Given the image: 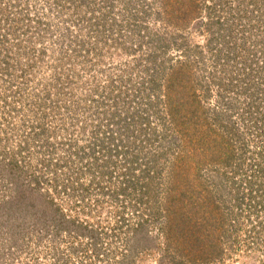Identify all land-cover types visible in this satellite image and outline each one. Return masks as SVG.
Masks as SVG:
<instances>
[{
    "label": "rangeland",
    "instance_id": "obj_1",
    "mask_svg": "<svg viewBox=\"0 0 264 264\" xmlns=\"http://www.w3.org/2000/svg\"><path fill=\"white\" fill-rule=\"evenodd\" d=\"M247 49L264 0H0V264H264Z\"/></svg>",
    "mask_w": 264,
    "mask_h": 264
},
{
    "label": "trees",
    "instance_id": "obj_2",
    "mask_svg": "<svg viewBox=\"0 0 264 264\" xmlns=\"http://www.w3.org/2000/svg\"><path fill=\"white\" fill-rule=\"evenodd\" d=\"M246 52H248V54L250 53V56L252 58L250 59V57L249 58L247 57L246 61H243L242 64L240 63L241 65H245L249 62V66H248L249 72H247L246 74H244L242 76H243V78H245V80L247 82H249V81L251 82L252 80H254V83H252V84H250V82H249V84H250V86H252L253 90L255 89L256 91L257 90L263 91V93H264V56H262L263 60H260V57L255 56V54H254L255 51L253 53L252 50L247 49ZM259 55H261V53H259ZM243 69L246 70L247 68L244 67ZM256 94L251 101V104H252L250 106L251 108H253V106L258 107V100H257ZM248 143H251V142L248 141ZM246 144H247V142H246ZM251 144H252V146H250ZM251 144L250 145L247 144L246 148L247 149L252 148V151L246 150L245 154L243 155L244 159L241 160V163L245 162V160H246V162H247V160H249V162L246 163V165L249 166L248 173H249V179L251 180V182L249 181V185H250V187L258 188L259 193H262V192L264 193V143L260 144V146L257 144H253V143H251ZM253 147L256 148L255 151H254L255 148L253 149ZM240 168L242 169L243 166H240ZM6 179H7L6 181L10 183V185L6 189L8 195H9L8 198H10L13 194H15L14 193L15 191H16L15 196H18V195L23 196L24 193L21 191V187H22L21 184L19 182H16V184H17L16 185L15 182H12V181L18 180L16 178V176L14 174H10L9 178L6 177ZM65 185L57 186L58 190H56V191L60 192V194L65 196V197H69L70 195H72V197H74V195L76 194L77 191L82 192V188H76V189L75 188H69V187H66ZM30 192H31V190L28 193L29 195H30ZM19 193H23V194H19ZM43 197L48 198L49 196L47 195V193H43ZM238 205H240V203H238ZM247 205L250 208V211H252L253 205L252 206H250L249 204H247ZM45 206L47 207L48 204H45ZM57 210L60 211V208L57 207ZM149 211H151V213L149 215H151V216L154 215V212H153L154 210L149 209ZM256 212H257V210H256ZM60 214H61V211H60ZM58 217H60V219L63 222L67 221V220H64L62 214L59 215ZM156 218H157V216L154 217V219H156ZM70 223H72V222H70ZM263 225H262V227H263ZM263 231H264V227H263Z\"/></svg>",
    "mask_w": 264,
    "mask_h": 264
}]
</instances>
